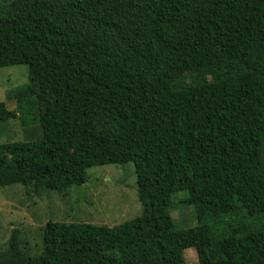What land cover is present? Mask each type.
I'll return each mask as SVG.
<instances>
[{
	"label": "trees",
	"instance_id": "trees-1",
	"mask_svg": "<svg viewBox=\"0 0 264 264\" xmlns=\"http://www.w3.org/2000/svg\"><path fill=\"white\" fill-rule=\"evenodd\" d=\"M18 65L0 189L61 194L131 163L142 212L49 221L34 256L13 228L0 264H264V0H0V69ZM179 192L192 228H174Z\"/></svg>",
	"mask_w": 264,
	"mask_h": 264
},
{
	"label": "rangeland",
	"instance_id": "rangeland-1",
	"mask_svg": "<svg viewBox=\"0 0 264 264\" xmlns=\"http://www.w3.org/2000/svg\"><path fill=\"white\" fill-rule=\"evenodd\" d=\"M27 77L26 65L0 69V103H5L9 111L15 108V104L7 100V92L25 85ZM23 134L17 119L0 122V143L19 141ZM86 173L88 179L84 185L61 194L46 192L40 196H28L22 187L16 185L0 189V246L4 245L15 228L21 237L27 239L30 254L34 256L40 253V230L49 221L113 227L141 214L131 163L124 167H95ZM187 197V192L172 195V208L179 204L182 210L180 216L177 208L170 211L176 230L192 228L197 224L193 207L181 204ZM183 257L186 264L197 263L193 249L185 250Z\"/></svg>",
	"mask_w": 264,
	"mask_h": 264
},
{
	"label": "water",
	"instance_id": "water-1",
	"mask_svg": "<svg viewBox=\"0 0 264 264\" xmlns=\"http://www.w3.org/2000/svg\"><path fill=\"white\" fill-rule=\"evenodd\" d=\"M7 23H4L3 25H6ZM3 25H1V26H3Z\"/></svg>",
	"mask_w": 264,
	"mask_h": 264
}]
</instances>
